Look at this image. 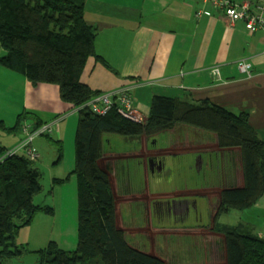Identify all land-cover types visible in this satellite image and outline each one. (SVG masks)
<instances>
[{
	"label": "trees",
	"instance_id": "trees-1",
	"mask_svg": "<svg viewBox=\"0 0 264 264\" xmlns=\"http://www.w3.org/2000/svg\"><path fill=\"white\" fill-rule=\"evenodd\" d=\"M87 1L0 0V51L5 52L0 56V68L25 78L33 87L58 86L62 101L73 109L84 107L100 95L81 82L89 59L96 58L108 66L96 52L98 29L86 20ZM78 113L72 172L78 187V242L74 250L50 243L38 251L41 264H168L126 241L117 224V199L111 179L102 169L101 160L103 137L107 134L153 138L178 126L214 134L221 150H230L243 161L245 186L223 190L213 230L223 235V264H264V234L250 236L232 229H216L221 214L231 209H250L264 196V140L250 126L246 114H233L208 99L193 103L165 96L152 99L145 125L121 117L116 109L105 116L94 115L88 107ZM31 122L38 127L48 124L33 112L24 111L13 127L2 121L0 127L17 134ZM53 135L39 138L57 144L59 162L61 140L55 141ZM33 150L39 154L34 146ZM10 151L0 146V264L21 259L26 250L17 244L19 230L38 212L53 211L34 204L35 196L43 191L41 173L35 168L41 158L31 159L20 153L8 157Z\"/></svg>",
	"mask_w": 264,
	"mask_h": 264
},
{
	"label": "crops",
	"instance_id": "crops-1",
	"mask_svg": "<svg viewBox=\"0 0 264 264\" xmlns=\"http://www.w3.org/2000/svg\"><path fill=\"white\" fill-rule=\"evenodd\" d=\"M232 1L251 5L255 2ZM200 10L208 11L210 15L198 18L196 13ZM224 14L211 2L201 0H88L86 20L98 29L96 52L108 66L96 58L89 59L81 82L101 94L117 93L123 87H133L134 107L146 120L155 96L193 103L208 99L233 114H246L250 126L264 140V32L252 33L246 29L244 22L230 27ZM239 60L252 63L251 76L239 72ZM214 69L219 70L217 75L213 74ZM42 99L48 108L43 106ZM10 106L13 108L9 110ZM45 108L53 119L39 118L48 124L59 120L58 117L64 113L77 112L62 101L57 86L41 84L33 87L25 78L0 68V116L5 121L15 123L21 111L37 112ZM207 138L205 136L199 141L181 138L183 143L176 142L177 146L174 144L167 149L153 151L149 146L151 140L142 136L132 139L139 142L138 149L112 153L126 155L124 159L135 161L139 171H142L143 180L139 181L145 183L151 176L148 156L153 152L174 158L190 153L201 154L203 167L207 164L206 154L214 151L223 155L224 150L219 148L216 136L213 134L211 143L204 141ZM38 140L45 138H38L35 143ZM41 147L48 148V143L40 142L37 151ZM105 147L104 144L103 158L112 155ZM225 152L233 153L230 150ZM233 158L236 174L235 156ZM165 164L168 166L166 161ZM102 169L110 174L111 180L113 177L117 179L112 176L110 163ZM234 185L237 186L236 176ZM133 193L126 197L151 195L148 189ZM185 193L193 195L195 190ZM203 193L212 194L205 188ZM260 203L264 206V196L256 205Z\"/></svg>",
	"mask_w": 264,
	"mask_h": 264
},
{
	"label": "rangeland",
	"instance_id": "rangeland-1",
	"mask_svg": "<svg viewBox=\"0 0 264 264\" xmlns=\"http://www.w3.org/2000/svg\"><path fill=\"white\" fill-rule=\"evenodd\" d=\"M4 55L5 52L1 50L0 56ZM129 88L132 90L133 87H123L120 91ZM42 104L48 108L44 99H42ZM11 108L13 107L10 106L9 110ZM46 108L42 110L44 112H32L42 119H53L51 117L52 114L46 111ZM23 112L21 111L18 116ZM139 115L141 119L137 124L145 125L147 120L140 113ZM1 118L2 116H0V121L4 122L8 127H13L14 123H9L10 121H5V119ZM58 119L50 123L53 124L59 121L54 127V135L51 136L55 141L61 140L62 158L59 162H57L58 146L54 141L45 138V140H38L35 143L39 138L37 131L40 128L36 123L30 125L29 135L24 134L23 126L21 132L17 134L6 132L0 127V146L6 150L10 151L13 148L19 150L22 147H26V143L27 146H34L35 144L37 150L40 142L44 141L48 143V148L41 147L38 151L42 155V158L35 163V168L39 169L42 176L41 184L43 191L35 196L34 204L44 209L53 210L51 214L43 211L38 212L27 226L19 230L17 244L20 247H24L26 251L21 259H15L10 264H41V257L38 251L45 249L52 242L66 250H74L77 246L78 187L76 175L72 174V172L74 171L76 161L75 136L79 113L74 111L67 112L58 117ZM61 130L63 131L62 137ZM205 136L208 138L204 141L211 143L213 140L212 133L203 132L193 127L178 126L173 131L164 132L157 137H153L154 139L149 138L151 140H149V146L156 150H164L174 144L177 146L176 142H182L181 138L199 141ZM20 138L21 141L19 142ZM28 138L29 140L31 138L35 140L26 142ZM17 142L19 144L13 147ZM104 144L108 152L112 153L113 151L117 154L132 152L140 147L139 142H133L132 139L130 140L115 134L105 135ZM173 147L169 152L172 151ZM176 152L178 151L176 150ZM114 153L111 156H105L101 162L103 163V167L107 163H110L112 165V176H116L117 178L113 177L111 183L113 184L112 188L118 204V224L120 228H125L124 233L128 244L139 251L159 257L168 264H223L225 261L223 235L210 228H213V221L210 219L211 214L206 211V199L203 195L195 197L199 201L200 214H197L195 209H193L189 218H179L177 220L166 218L161 223V226H163L162 224L165 225L164 227L180 223V227L177 226V231L173 230L167 234L154 231V228L159 226H156L160 222L158 217L151 218L153 220L151 223L150 220L147 221L148 229L146 231L149 233L142 232L139 227L143 228L146 224L143 205L129 203L133 198H127L126 196L146 189L150 190L151 195L146 194L143 197L137 195L135 199L165 200L193 190L196 193L203 192L204 188L215 194L218 192V189L223 190L234 183L236 174L233 153L225 151L222 152L223 155L214 151L208 153L205 155L207 164L205 167L201 166V168L198 166V156L196 153H190V155L182 156L181 158L166 156V162L169 167H172V173L167 177L151 175L148 182L145 183L141 181L143 180L142 171H139L135 161L124 159L123 156L126 155L117 156ZM139 179L141 180L139 181ZM61 180L65 181L62 182ZM129 189H132L133 192L131 190V193H128ZM221 215L217 219V231L232 229L250 236H257L260 233L261 235L264 234V206L261 203L259 206L255 205L250 209L242 211L231 209L228 214ZM184 226L187 229H192V232L186 230ZM196 227L207 229V232L214 231L217 233V235L212 234L208 236V241L211 239V244H214V247L204 242L201 233L195 234L194 231L196 230L194 229ZM181 228L185 230L182 231ZM183 233H190V235L184 236ZM150 238L157 241L152 242Z\"/></svg>",
	"mask_w": 264,
	"mask_h": 264
},
{
	"label": "built area",
	"instance_id": "built-area-1",
	"mask_svg": "<svg viewBox=\"0 0 264 264\" xmlns=\"http://www.w3.org/2000/svg\"><path fill=\"white\" fill-rule=\"evenodd\" d=\"M204 3H212L214 7L224 11V15L228 20V24L230 27H235L238 22H244L245 27L248 31L255 33L262 31L264 32V0H255L253 5L250 3H236L231 0H201ZM204 15H210L208 11L200 10L196 13L198 18H202ZM237 67L239 72L243 75L251 76L253 65L251 62L247 60H240L237 63ZM213 74H218L219 70L214 69ZM85 107H88L90 111L97 116H105L113 109H116L117 113L123 117L127 118L133 122H140V115L134 107V99L132 95V90L124 89L118 93L108 94H100L93 98ZM55 125L46 124L39 128L37 131L38 136L40 137L43 134H52L55 132ZM30 125H26L23 127L24 134L30 133ZM29 132V133H28ZM31 140H35L31 138ZM29 138L26 142L31 141ZM24 154L25 156L30 157L31 159H39L41 156L33 150V146L22 147L19 150L13 149L8 153L9 156H13L15 154Z\"/></svg>",
	"mask_w": 264,
	"mask_h": 264
},
{
	"label": "flooded vegetation",
	"instance_id": "flooded-vegetation-1",
	"mask_svg": "<svg viewBox=\"0 0 264 264\" xmlns=\"http://www.w3.org/2000/svg\"><path fill=\"white\" fill-rule=\"evenodd\" d=\"M196 147V146H195ZM195 147H191V149H195ZM155 148H152V150ZM155 151V150H153ZM166 156L167 155H155V152H153L150 156H148L149 158V172L151 173V175L155 176L158 175L160 177L162 176H168L170 173H172V167H169V165L167 166V164H165L166 161ZM198 158V166L201 167L202 163H203V159L201 157V154H197ZM212 163V162H211ZM227 189V188H225ZM223 189V190H225ZM223 190L218 189L217 193L215 194H210V193H203V192H198V193H193V195H190L188 193H181L178 194L177 197L171 198V199H157V200H151V199H146L143 198L142 200H138L135 199V196H132L131 198H133L132 200L129 201V203H135L138 205H143V214H144V218H145V222L146 224L144 225L143 228L139 229L142 232H147L146 231L148 229V224L147 221L150 220V223L153 221L151 218H156L158 217V219L160 220L159 223L156 224L159 225L157 227L154 228V231L158 232V233H168V232H172L173 230H178V227L180 223H176L174 224V226H169V227H164L165 225L162 224L163 226H161V223L164 222V220L166 218L169 219H186L189 218L191 215V212L193 209H195V211L197 212V214H200L199 211V201L197 200V198L195 199V197L197 195H203L206 199V211L211 214V221H214L215 216L217 215L218 211L221 209L222 207V192ZM118 224V222H117ZM202 226V225H201ZM213 226V225H212ZM119 227V224H118ZM180 227V226H179ZM185 227V226H184ZM120 228V227H119ZM186 230L191 231L192 229H187V227H185ZM211 229H213L212 227H210ZM123 232L125 231V228L122 229L120 228ZM196 231L195 234H202V238L204 239V242L209 243V245H211V247H214V244H211V239L208 241V236L215 234L214 231H210L207 232V229H203V228H195ZM194 229V230H195ZM151 230V229H150ZM176 230V231H177ZM182 231H184L185 229L181 228ZM200 230V231H197ZM154 234V232H153ZM184 236L186 235H190V233H183ZM164 235V234H161ZM192 236V235H191ZM159 237V236H158ZM150 240L153 241H157L156 239L154 240L153 238H150ZM212 250H214V248H212ZM207 252V251H206Z\"/></svg>",
	"mask_w": 264,
	"mask_h": 264
},
{
	"label": "water",
	"instance_id": "water-1",
	"mask_svg": "<svg viewBox=\"0 0 264 264\" xmlns=\"http://www.w3.org/2000/svg\"><path fill=\"white\" fill-rule=\"evenodd\" d=\"M236 154V153H235ZM235 165H236V182L237 188L245 186V172L243 167V161L235 155Z\"/></svg>",
	"mask_w": 264,
	"mask_h": 264
},
{
	"label": "bare ground",
	"instance_id": "bare-ground-1",
	"mask_svg": "<svg viewBox=\"0 0 264 264\" xmlns=\"http://www.w3.org/2000/svg\"><path fill=\"white\" fill-rule=\"evenodd\" d=\"M85 107V106H84ZM84 107H81V108H84ZM81 108H79V109H74V110H76L77 112H79L80 110H81Z\"/></svg>",
	"mask_w": 264,
	"mask_h": 264
}]
</instances>
